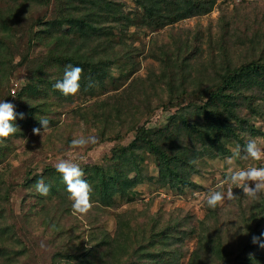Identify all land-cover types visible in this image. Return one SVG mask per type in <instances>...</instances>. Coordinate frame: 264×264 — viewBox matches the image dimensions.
<instances>
[{"label":"trees","instance_id":"1","mask_svg":"<svg viewBox=\"0 0 264 264\" xmlns=\"http://www.w3.org/2000/svg\"><path fill=\"white\" fill-rule=\"evenodd\" d=\"M52 1L0 0V91L6 87L9 91L6 81L9 80L12 69L19 63H13L14 54L9 51L8 42L13 46L11 36L23 31L21 26L28 20L24 13L41 10L46 13ZM56 2L59 3L60 10L55 17L47 21H42L41 17L37 18L45 24L43 26L50 35L55 28L60 31L55 32L52 37L51 50L55 54L53 62L59 63L60 74L64 73L68 65L81 67L82 86L88 82L101 85L107 75L102 65L103 61L108 59L112 63L116 62L114 50L118 45L121 49L116 53L121 57L126 54L125 52L130 53L125 36L128 26L134 23L126 21L129 15L120 11L124 2L120 0H56ZM134 2L137 13L132 15L134 19L131 17L133 22L138 24L137 20L143 15L140 25L154 31L183 18L210 11L215 0ZM64 23H68L69 27L62 30L59 26L62 27ZM218 24L220 36H223L227 32L228 22L223 20ZM32 26L30 22L24 29L27 37L30 36ZM111 27H117L120 36L111 35L109 32ZM261 31V35L257 36L264 39V31ZM5 38L7 44L4 43ZM200 40L199 30L191 39L178 43V51L180 50L184 57H180L179 53L175 54L174 58L170 53L159 55L169 75L166 79L160 78L159 82L167 85L169 101L176 99L177 102L183 99V93L185 94L184 110L173 113L169 123L158 131L151 133L145 131L146 133L141 135L143 127H138L135 138L128 146L132 149L136 142H141L145 146L155 160L158 171L155 182L160 185L197 187L199 184L192 181L191 176L205 154H228L232 148L245 147L250 140L249 136L260 133L253 125L248 124L245 116L240 115L238 111L241 105L250 113L261 114V104L251 103L252 94H249L248 90L256 86L264 91L263 42L262 46L259 44L256 46L255 52L247 53L241 62L235 63L230 61L224 39L221 38L220 58L216 63L213 57L210 58L212 70L205 82L200 83L203 89L198 84L194 89H182L173 95L177 88L176 76L173 78V74L177 71L176 74L181 75L180 79L184 77L185 57H198ZM27 44L30 45V39H27ZM107 49L109 51L105 57L98 56L101 50L106 52ZM17 50L22 59H25L24 54ZM209 51L211 52L210 46ZM42 72L43 70L38 68L36 81L29 82L16 96L17 118L14 124L20 134L25 132L23 127L26 131L40 127L39 121L43 118L50 122L49 114L58 111L55 109L54 99L60 91L54 88V84L62 78L60 74L52 76L53 72L41 74ZM156 80L150 77L144 84L153 89ZM182 83L185 81L181 80ZM92 85L88 87L91 88ZM90 88L88 89L91 90ZM20 113L24 114L23 119L19 118ZM186 113L193 114L196 116L195 119L191 120ZM130 127H133V124ZM185 137L188 139L187 142L183 140ZM2 140L3 138H0V142ZM3 145L7 146L2 142L1 146ZM124 151L125 147L114 148L112 155L107 157L102 165H96L92 174L84 177L92 187L93 201V207L86 215L80 217L79 214L78 218H74L72 214L67 215L69 223L67 225L61 224L59 218L56 219L53 215L50 217L45 215L43 218L49 231L40 241H36L33 236L26 241L22 240L19 236L24 234H21V228L13 221H10L8 226H2L0 223V264H30L22 258L25 254H31L36 245L41 248V252L54 250L51 259L43 264H180V259L189 251L184 241L187 235L196 236V240L193 249L189 251L186 264H257L258 259L264 261V248L252 242L255 236L261 238L260 243H264V237H261L264 233V197L260 196L255 201L250 198L244 200L243 191L237 185H233V191L239 197L233 200L232 208L222 214L220 206L210 208L207 205L204 219L199 221V229L190 223V216L186 215L187 213L183 216L173 212L163 215L158 210L151 213L152 219H149L151 220L149 224L142 221L147 216L145 210L134 216L131 210L128 213L124 208L117 213L116 227L111 234L92 210H102L103 206H112L117 201L121 203L133 201L136 191L132 184L140 181L142 175H139L137 155L129 157ZM131 170L138 174L129 176ZM31 171L29 169L22 184L30 189L29 193L36 195V204L45 206L51 202L52 196L60 198L61 202L67 200L69 193L66 184L56 169L47 166L46 177L43 176V172ZM40 179L50 186L47 196H42L36 191L35 184ZM5 185L0 188V218L7 210L5 203L8 204L10 190L13 188L12 183ZM151 202L152 199L143 203L146 209ZM48 208L49 206L40 208L33 216L48 212ZM29 211L30 213L24 212L22 217L31 214L32 207ZM23 232H27L26 229ZM133 245L137 247L133 249L135 254L129 252V247Z\"/></svg>","mask_w":264,"mask_h":264},{"label":"rangeland","instance_id":"2","mask_svg":"<svg viewBox=\"0 0 264 264\" xmlns=\"http://www.w3.org/2000/svg\"><path fill=\"white\" fill-rule=\"evenodd\" d=\"M120 1L124 2L120 11L129 15L126 21L134 23L128 26L125 36L130 53L125 52L126 54L121 57L116 53L121 49L118 45L114 50L116 62L112 63L108 59L103 61L102 65L107 75L101 85L88 82L83 86L80 84V89L75 95L65 96L61 92L56 94L53 99L56 104L55 109L58 111L49 114L51 117L49 128L42 135H33L32 130L26 131L23 127L24 134L17 131L0 142V188L5 184L7 186L8 183L13 185L8 204L5 203L7 210L0 218V223L2 226H8L10 221H13L18 228H21L19 230L24 236L19 237L24 241L32 236L36 241H40L47 235L49 228L43 218L45 215L59 218L60 223L64 225L69 224L67 215L72 214L74 218H78L79 214L73 213L70 195H67V200L63 202L60 198L52 196L49 204L39 206L35 202L36 195L29 193L30 189L22 184L29 169L32 170L31 172H43V176L46 177L45 168L48 166L56 169L55 165L61 159H69L77 163L83 169L84 177H87L92 174L93 167L102 165L105 159L112 155L114 148L125 147L124 154L129 157L137 155L139 175H142V179L132 184L136 191L133 201L131 203L117 201L112 206H103L102 210H92L111 234L116 227V215L124 208L128 213L131 210L134 216L145 210L147 216L142 220L144 222L151 221L149 220L152 217L151 213L158 210L163 215L173 212L183 216L187 213L186 215L190 216V223L195 227L198 226L199 229V221L204 219V214L208 209L206 200L211 191L227 192L229 189L233 191V184L226 183L225 180L234 170L264 167V158L253 160L246 156L244 147L240 146L239 155H236L237 147L232 148L230 153L225 155L205 154L202 161L199 162L197 170L191 176L192 181L199 184L197 187L191 185L181 187L178 184L160 185L155 182L158 174L155 160L145 146L141 142H136L137 144L132 149L128 148L135 138L138 127H143L141 135L146 132L158 131L169 123L173 113H180L184 110L185 94L183 93V99L181 98L177 102H175L176 99L169 101L167 85L159 82L160 78L169 77L163 59L159 55L170 53L174 58L175 54L179 53L180 57H184L180 54V50L178 51V43L191 39L200 30L201 44L198 45V57H185L186 63L182 79H180L181 75L176 74L177 71L173 74V78L176 76L177 84L173 95L181 92L182 89H194L198 84L203 89V85L200 83L205 82L208 73L212 70L213 64L210 62V58L213 57L215 63L220 58L221 38L224 39L230 61L235 63L241 62L247 53L255 52L258 44L259 46H262V42L264 44V39H259L260 37L257 36L261 35V30L264 31V0H215L210 11L183 18L154 31L140 25L143 15L137 20L139 25L133 22L132 15L137 13L135 12V0ZM58 10H60L59 3L53 0L46 9V13H43L42 10L24 13L28 20L21 26L23 31L11 36L14 42L13 46H10L8 42L9 51L14 54L13 63H19L12 69L9 80L6 81L9 91H7V87L0 91V100L15 106L17 94L29 82L36 81L38 68L43 70L41 74L48 72H53L52 76L60 74L61 68L58 66L59 63L53 62L55 54L51 50L52 37L55 32L60 31L55 28V31H52L53 34L50 35L43 26L45 24L37 20L38 17H41L42 21H47L55 17ZM223 20L228 22L227 32L220 36L219 31L221 30L218 23ZM30 22L33 24L32 31L29 33L31 37H27L24 29ZM68 27V23L62 24V27L59 26L62 30ZM109 32L111 35L120 36L117 27H111ZM27 39H30V45L27 44ZM4 43L7 44L6 38ZM17 49L21 51L22 55L24 54L25 59H22ZM108 51V49L106 52L101 50L98 56L105 57ZM21 59L22 64L20 63ZM63 74H60V78L63 77ZM150 77L154 80L157 79L153 89L144 84L145 80ZM181 80L185 83L181 84ZM89 85H92L93 88L88 87ZM253 87L252 90H248V93L252 94L251 103L261 104V114L250 113L247 108L241 105L238 113L245 116L248 124L260 131L259 134L249 137L264 150V96H262L264 91L259 87ZM259 93L261 95H258ZM187 116L191 120L196 117L191 113H188ZM131 124L133 127H130ZM41 131L43 130L41 129ZM81 136L95 137L96 142L79 148L73 147L71 141ZM183 140L187 142L188 139L185 137ZM2 142L7 146L3 145L2 147ZM229 158H231V162ZM136 173L138 174L135 170H131L128 175L133 177L137 175ZM237 186L242 189L240 185ZM242 196L244 200L249 199L244 194ZM260 196L264 197V193H261ZM150 199L152 202L146 209L143 203ZM44 200L47 199L44 198ZM232 203L233 200H225L218 205L221 207L222 214L232 208ZM46 206H49L48 212H41L38 216H33L40 211V208L44 209ZM31 207L32 213L22 217L24 212L30 213L29 208ZM27 228L30 235H28ZM25 229L27 232H23ZM195 240L196 236L191 237L190 235L184 239L189 251L193 249ZM135 248H137L135 245L129 247V252L135 254L136 252H133ZM53 251L41 252V248L39 249L36 245L33 252L25 254L22 259L30 264H36L38 261L43 264L51 259ZM189 251L180 259V264H186ZM257 264H264V261L258 259Z\"/></svg>","mask_w":264,"mask_h":264},{"label":"clouds","instance_id":"3","mask_svg":"<svg viewBox=\"0 0 264 264\" xmlns=\"http://www.w3.org/2000/svg\"><path fill=\"white\" fill-rule=\"evenodd\" d=\"M83 69L81 67H73L68 65L65 67L64 74L61 80L54 84V88L59 90L65 96L75 95L80 89V79ZM17 118L15 106L12 103L0 100V138H7L15 134L19 129L14 124ZM19 118L23 119L24 114L20 113ZM40 127L32 129L33 135H42V133L49 128V120L43 118L39 121ZM41 129L43 131H41ZM95 137H79L71 141L73 147L79 148L87 145L88 143H95ZM244 152L247 157L253 160H261L264 158V150L258 146L255 140H249L244 147ZM240 154L239 146L236 149V155ZM231 162V158H229ZM56 170L62 175L66 184L67 192L72 200V209L74 214L86 215L93 207L91 199L92 187L87 180L84 179V171L72 160L61 159L55 165ZM226 183L233 185H240L243 194L252 200H258L260 194L264 193V167H248L246 169L234 170L225 180ZM36 191L42 195L47 196L50 191V186L47 185L43 179L37 180L35 184ZM239 197L234 194L232 189L227 192L211 191L206 203L210 208H216L225 200L232 201ZM264 237V233L261 234ZM260 237H253L252 242L259 244L264 248V243H260Z\"/></svg>","mask_w":264,"mask_h":264},{"label":"built area","instance_id":"4","mask_svg":"<svg viewBox=\"0 0 264 264\" xmlns=\"http://www.w3.org/2000/svg\"><path fill=\"white\" fill-rule=\"evenodd\" d=\"M12 92H13V90H12Z\"/></svg>","mask_w":264,"mask_h":264}]
</instances>
